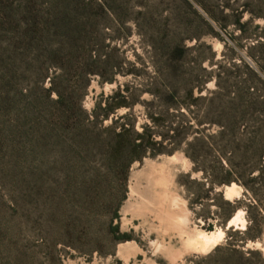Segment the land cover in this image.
Returning a JSON list of instances; mask_svg holds the SVG:
<instances>
[{
	"label": "rangeland",
	"instance_id": "374dc122",
	"mask_svg": "<svg viewBox=\"0 0 264 264\" xmlns=\"http://www.w3.org/2000/svg\"><path fill=\"white\" fill-rule=\"evenodd\" d=\"M84 9L86 18L72 19L71 23L92 39V51L101 49L123 70L133 67L128 61L136 62L140 77L116 71L115 80L103 82L99 75H82L72 64L62 69L57 66L63 65L62 57L68 50L63 36L68 19L63 14ZM98 13L101 16L94 21L87 18ZM237 19L246 24V33L264 36V5L260 0H0V226L14 208L15 222L27 236L18 251L34 255L24 264H194L216 246L226 245L230 226L238 231L247 227L245 208L251 202L242 197L241 187L236 184L231 191L232 184L206 191L209 185L199 184L201 173L192 169L193 162L182 144L172 152L136 161L129 172L124 200L118 170L110 171L105 182L98 160L86 165L78 155L75 163L62 165L54 153L47 185L57 195L71 245H58L62 262L57 263L51 258V249L30 246L27 240H33L39 230L41 187L37 150L29 144L27 134L43 105L51 104L46 89L52 81L76 98L81 93L83 108L90 111L101 93L107 97L119 84L141 86L147 82V76L156 74L154 60H161L162 48L178 39L189 48L187 58L202 60L208 69L218 63L255 64L249 50L256 41L240 36ZM254 51L259 54L258 49ZM104 68L109 74L114 70ZM240 76L248 78L244 72ZM253 85V92L264 98V85ZM207 87L213 88L214 81ZM150 99L148 93L142 95V100ZM102 104L104 107L105 102ZM143 106L138 103L133 109L139 124L149 120ZM126 111L122 107L117 114ZM193 114L195 111L191 114L194 122ZM111 122V118L105 119L102 127ZM221 191L226 198L242 199L226 226L223 217L229 206L219 195ZM254 203V231L261 229V233L241 248L257 249L264 257V202ZM111 220L118 224L119 232L109 228ZM220 229L224 237L218 234ZM122 235L125 238L119 239ZM229 236L239 243L244 241L242 233L233 231ZM1 252L9 255L16 251L4 245Z\"/></svg>",
	"mask_w": 264,
	"mask_h": 264
},
{
	"label": "trees",
	"instance_id": "16d2710c",
	"mask_svg": "<svg viewBox=\"0 0 264 264\" xmlns=\"http://www.w3.org/2000/svg\"><path fill=\"white\" fill-rule=\"evenodd\" d=\"M260 2L264 5V0ZM84 13L85 9L63 14L68 19L63 31L68 50L62 57L63 65L60 63L57 66L62 69L72 64L82 75H99L103 82L115 80L117 72L140 77L141 73L135 68L136 62L128 61L133 67L123 70L117 66L119 64L111 62L101 49L92 51V39H87L83 28L71 23L72 19L85 17ZM96 16L101 15H87V18L94 21ZM236 23L242 38L256 41L249 50L250 56L256 59L255 64L241 61L223 66L218 63L217 67L208 69L203 66L202 60L188 59L189 48L178 39L162 48L163 57L154 60L156 74L147 76V82L141 83V86L119 84L107 97L101 93L90 111L83 108L81 93L76 98L63 87H57L52 79V84L46 89L51 104L43 105L38 121L31 123V132L27 134L29 144L37 150L36 171L41 182L39 230L33 240L27 239L30 246L51 249V258L61 263L58 245L67 246L71 242L57 195L47 185L51 179V165L55 163L51 160L54 153L59 156L58 163L62 165L75 163L78 155L83 157L86 165L98 160L105 171L101 178L105 182L110 171L118 170L122 176L124 200L128 192L129 172L136 161H142L147 155L172 152L185 144L184 152L193 162L192 169L201 173L199 184L209 185L206 191L235 183L241 187L242 197H248L251 202L245 208L249 221L247 227L238 231L230 226L226 233V245L216 246L208 255L193 263L264 264L262 252L241 248L248 239H256L261 233V229L254 231L257 223L251 208L257 207L254 201L264 202V98L253 92L254 83L264 85V36H252L245 32L246 24L239 19ZM257 49L258 55L254 51ZM51 53L54 54L52 50ZM104 66L114 70L109 74ZM240 72L248 78L242 80ZM211 81H214L213 88L207 87ZM53 93L56 98L52 97ZM144 93H148L151 99L142 100ZM102 102H105L104 107ZM138 103L144 105L146 118L149 119L140 124L133 114ZM122 107L127 111L117 114V109ZM194 111L193 122L191 114ZM109 118L112 119L111 124L102 127L104 120ZM219 195L229 206L223 217L226 226L241 206L242 199L226 198L223 191ZM12 211L0 226V264H24L26 259L28 262L34 259L33 253L24 256L18 251L27 236L15 222L16 210L12 208ZM115 215L118 217V210ZM114 217L112 215L111 219ZM112 224L113 220L108 224L109 228L119 232L118 224ZM233 231L244 235L243 243L230 239ZM124 235L118 236L119 239H124ZM4 245L16 252L4 255L1 252Z\"/></svg>",
	"mask_w": 264,
	"mask_h": 264
},
{
	"label": "bare ground",
	"instance_id": "6f19581e",
	"mask_svg": "<svg viewBox=\"0 0 264 264\" xmlns=\"http://www.w3.org/2000/svg\"><path fill=\"white\" fill-rule=\"evenodd\" d=\"M236 187V184H233L231 187H229V190H231V189H234ZM232 191V190H231ZM231 223H232V221H231ZM218 232V234L221 236V237H224V235H225V232L222 230V229H220L219 231H217ZM213 233V232H212ZM217 234V233H216ZM217 236V235H216ZM212 239H215V238H212ZM207 240V239H206ZM205 243V242H204ZM208 243V242H207ZM206 243V244H207ZM211 243V242H210ZM217 243V242H216ZM216 243H215V245H216ZM203 245V244H202ZM207 245H209V244H207ZM214 245V246H215ZM206 246V245H205ZM205 248V247H204ZM203 248V249H204ZM209 248V247H208ZM211 248V247H210ZM207 249V248H206Z\"/></svg>",
	"mask_w": 264,
	"mask_h": 264
}]
</instances>
